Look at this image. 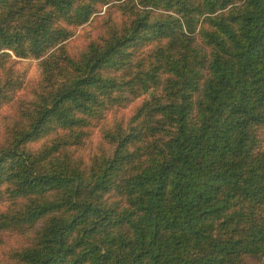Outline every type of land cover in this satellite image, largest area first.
<instances>
[{
	"label": "trees",
	"instance_id": "trees-1",
	"mask_svg": "<svg viewBox=\"0 0 264 264\" xmlns=\"http://www.w3.org/2000/svg\"><path fill=\"white\" fill-rule=\"evenodd\" d=\"M103 6L124 19L71 55ZM14 56L40 77L0 148L7 264H264V0H0V107Z\"/></svg>",
	"mask_w": 264,
	"mask_h": 264
},
{
	"label": "rangeland",
	"instance_id": "rangeland-1",
	"mask_svg": "<svg viewBox=\"0 0 264 264\" xmlns=\"http://www.w3.org/2000/svg\"><path fill=\"white\" fill-rule=\"evenodd\" d=\"M109 8L111 9L108 10L107 6H103L88 23L72 29V35L66 41L67 49L71 55L78 56L87 47L90 40L99 39L104 35L106 22L111 19L120 22L124 19L123 12L118 7ZM13 59L14 76L20 79L22 87L16 92V96L11 102L0 107V148L6 144L11 128L19 121L21 108L35 99L40 77V59L15 56ZM140 102L141 99H136L126 107L108 111L101 123L90 127L85 143L74 149L75 156L83 159L84 162H89L95 155L110 150L111 145L105 140L104 131L119 121L128 120ZM43 141L45 140L36 143L34 147H39ZM4 205L3 202H0V207ZM26 243L27 238L18 233L0 232V264H7L10 261V250ZM245 264H258V261L248 258Z\"/></svg>",
	"mask_w": 264,
	"mask_h": 264
}]
</instances>
